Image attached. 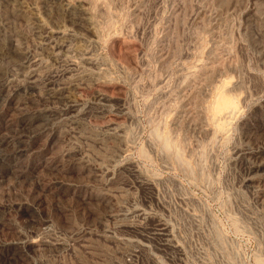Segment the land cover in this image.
Wrapping results in <instances>:
<instances>
[{
  "label": "rangeland",
  "instance_id": "1",
  "mask_svg": "<svg viewBox=\"0 0 264 264\" xmlns=\"http://www.w3.org/2000/svg\"><path fill=\"white\" fill-rule=\"evenodd\" d=\"M0 264H264V0H0Z\"/></svg>",
  "mask_w": 264,
  "mask_h": 264
},
{
  "label": "bare ground",
  "instance_id": "2",
  "mask_svg": "<svg viewBox=\"0 0 264 264\" xmlns=\"http://www.w3.org/2000/svg\"><path fill=\"white\" fill-rule=\"evenodd\" d=\"M87 58H88V57H87ZM89 59H90V58H89ZM89 59H88V60H89ZM78 63H79V62H78ZM71 64H72V63H71ZM90 64H91V63H90ZM79 74H80V73H79ZM71 77H72V76H71ZM71 77H70V78H71ZM67 80H68V79H67ZM27 84H28V83H27ZM19 87H20V86H19ZM20 88H21V87H20ZM67 89H68V88H67ZM18 93H19V92H18ZM220 101H221V100H220ZM220 101H219V103H220ZM223 101H226V100L224 99ZM220 104H221V103H220ZM229 104H230V103H229ZM217 106H218V105H217ZM216 108H217V107H216ZM228 110H229V109H228ZM160 232H161V231H160ZM160 232H159V233H160ZM166 233H167V232H166ZM161 234H162V232H161ZM162 236H163V234H162ZM165 236H166V235H165Z\"/></svg>",
  "mask_w": 264,
  "mask_h": 264
}]
</instances>
